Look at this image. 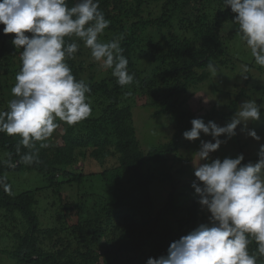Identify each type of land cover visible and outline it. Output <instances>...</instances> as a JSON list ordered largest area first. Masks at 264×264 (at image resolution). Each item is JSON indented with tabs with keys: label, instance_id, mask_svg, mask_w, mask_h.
I'll list each match as a JSON object with an SVG mask.
<instances>
[{
	"label": "trees",
	"instance_id": "trees-1",
	"mask_svg": "<svg viewBox=\"0 0 264 264\" xmlns=\"http://www.w3.org/2000/svg\"><path fill=\"white\" fill-rule=\"evenodd\" d=\"M76 2L67 0L69 7ZM99 10L110 24L98 39H119L134 81L120 86L111 69L99 71L94 64L86 67L81 59L86 55L84 43L76 37L66 38V43L79 45L66 63L74 77L91 89L86 96L92 116L65 124L61 144L53 142L54 138L47 141L50 147L39 148L38 142V162L31 165L20 161L28 149L21 146V153H16L21 138L0 133V150L6 154L0 159V176L11 185L10 194L0 189V212L5 218L0 217V241L4 232L15 239L8 252L14 264H146L150 257L167 255L172 242L199 224L208 223L210 214L191 187L194 173L186 170V162L177 153L190 142L182 134L191 129L193 119L230 121L246 88H241L224 111L213 109L203 116H197L180 98L208 80V63L226 66L231 61L228 44L237 35L232 22L235 14L230 7L224 9V0H99ZM3 27L0 24V111L7 110L5 94L11 91L7 84L22 66V49L13 46L14 34L5 35ZM132 103L154 108L155 117L167 116L175 129L173 138L143 149ZM9 159L15 167L8 166ZM89 160L102 170L88 172ZM177 161L184 165L174 173ZM22 172H37L46 185L33 190L13 185L8 175ZM95 176L105 194L80 195L79 189ZM155 184L163 185L166 193L159 207L153 195ZM68 191L78 192L83 203L69 201ZM43 196L58 209L53 228L43 229L36 211ZM82 208L87 210L86 219ZM74 214L78 221L68 226ZM256 247L255 242L250 244V254ZM257 264H264V258H258Z\"/></svg>",
	"mask_w": 264,
	"mask_h": 264
},
{
	"label": "clouds",
	"instance_id": "clouds-1",
	"mask_svg": "<svg viewBox=\"0 0 264 264\" xmlns=\"http://www.w3.org/2000/svg\"><path fill=\"white\" fill-rule=\"evenodd\" d=\"M229 7L235 14L236 34L250 49L254 63L264 67V0H224V9ZM0 24L5 35L14 34L13 46L22 49V66L11 88L14 98L6 111H0V133L21 138L16 153H21V146L29 150L20 156L24 164L38 162V142L39 148L51 146L47 141L60 127L57 121L73 125L91 114L86 96L91 89L74 77L66 63L79 45L66 43V38L82 41L102 69L112 70L118 85L134 81L119 39H98L110 24L99 10V0H78L71 7L67 0H0ZM207 69L217 75L213 63ZM242 70L247 72L248 66L242 65ZM262 107L246 100L225 126L201 118L191 120V129L182 134L185 140H199L201 133L211 137L201 140L191 156L195 176L191 187L210 214L209 220L172 242L167 255L150 257L146 264H257L258 258H264V144L256 163L242 164V154L209 162L210 154L226 142L220 137L233 138L239 125H244L241 132L248 137L261 140L247 124L260 121ZM6 163L15 167L10 159ZM0 189L11 193L4 176H0ZM253 242L257 247L250 254Z\"/></svg>",
	"mask_w": 264,
	"mask_h": 264
},
{
	"label": "rangeland",
	"instance_id": "rangeland-1",
	"mask_svg": "<svg viewBox=\"0 0 264 264\" xmlns=\"http://www.w3.org/2000/svg\"><path fill=\"white\" fill-rule=\"evenodd\" d=\"M84 45V44H83ZM86 50V55H84L81 59L84 62V65L89 66L90 64H94L97 66L99 71H102L100 64L94 61L91 57L90 49L83 47ZM229 54L228 59L231 61L226 65L222 66L219 62H214L213 64L217 68V75L213 76L210 72V77L208 80L201 84H197L191 87L186 94L180 98L181 101H186L191 111H193L197 116H203L205 113H209L213 109H217L219 111H224L225 108L229 105L231 99H234L236 95L240 92L241 88H246V95L240 101V105L244 103L246 100H255L258 105L264 106V67L256 65L254 63V58L251 56L250 49L247 48L246 44L240 39L238 35L234 36V38L228 44ZM232 62V63H231ZM242 65L248 66V71L244 72L242 70ZM253 66V67H252ZM95 71V68H92ZM106 71V70H105ZM94 73V72H92ZM250 74V83L246 84L247 79H244V76H248ZM90 74L88 73L87 77ZM89 76L87 79H89ZM13 79L11 82L7 84L8 89L11 88L15 84V77L11 76ZM86 79V80H87ZM4 80V79H3ZM7 101L13 99L14 97L10 92L5 94ZM139 103L142 104V101L139 99ZM133 111V120L134 126L137 129L138 138L141 142L143 149H148L152 146H156L159 144H163L170 139L173 138L175 133V129L173 125H171L170 120L167 116H154V108L151 107H143L141 105L132 103L131 104ZM94 112L91 110L92 116ZM261 119L256 122H249L247 124L248 129L255 130L257 135L261 137V140L257 142L256 140L248 137L245 133L241 132V128L244 125H239L236 129L237 135L231 139H226V137H220L221 140L226 141L221 145V147L215 152L210 154V160H215L217 158L223 160L226 157L236 158L238 155H243L244 160L242 164H247L249 162L256 163L259 159L258 152L261 144H264V107L261 108ZM215 122L219 126H225L226 123L230 121H223L220 119H216ZM61 126L53 133V136L49 140H55V143H62L60 135L65 130V123L60 122ZM207 123V122H206ZM201 140H211L210 136H205L201 133L200 139L196 141H191L185 143L183 148H179L178 154L181 159L186 162L185 167L186 170L194 173L193 163L191 156L194 152L199 149ZM214 142V141H213ZM6 154L0 150V159H4ZM176 162L174 164V173H177L178 170L183 168L184 162ZM201 163H204L203 161ZM111 164V163H110ZM109 164V165H110ZM88 172H100L102 170L99 164H96L93 160L87 161L86 164ZM18 176L10 173L8 175L9 179H12L13 185H21L26 189H37L42 188L46 185V182L37 172H22L16 173ZM179 176L176 178L178 179ZM62 178L58 180H61ZM57 180V181H58ZM179 180V179H178ZM184 185H186L187 178L184 179ZM58 181V182H59ZM156 185V184H155ZM154 185V197L156 206L163 204L166 199V193L164 192L163 185L155 186ZM181 185V183H179ZM177 185V189L180 190L181 187ZM171 190V189H168ZM70 195H67L69 201H79V197H77L78 192L68 191ZM97 194L104 195L105 189L99 178L97 176L88 179L87 183H85L84 187L79 189V194ZM79 195V196H80ZM83 203V201H79ZM52 200L46 197L39 198V205L36 206L37 214L40 216L42 228L48 229L53 228L56 225V213L58 211L57 206L53 207ZM83 207V204H82ZM84 208V207H83ZM81 209L82 217L86 219V209ZM2 211V209H1ZM90 212H88L89 214ZM209 214V213H207ZM0 217L5 220L3 217V213L0 212ZM17 221L20 220L18 216L15 218ZM78 221V216L76 214L72 215L67 223L68 226L75 225ZM21 223V222H19ZM15 226V223H14ZM3 237L0 241V264H14L11 260H9L8 252L10 253L15 246V239L13 236H8L7 233L1 236ZM2 241H6L2 244ZM102 257V256H101Z\"/></svg>",
	"mask_w": 264,
	"mask_h": 264
},
{
	"label": "bare ground",
	"instance_id": "bare-ground-1",
	"mask_svg": "<svg viewBox=\"0 0 264 264\" xmlns=\"http://www.w3.org/2000/svg\"><path fill=\"white\" fill-rule=\"evenodd\" d=\"M253 67V66H252Z\"/></svg>",
	"mask_w": 264,
	"mask_h": 264
}]
</instances>
